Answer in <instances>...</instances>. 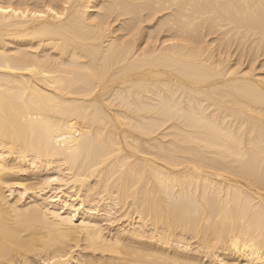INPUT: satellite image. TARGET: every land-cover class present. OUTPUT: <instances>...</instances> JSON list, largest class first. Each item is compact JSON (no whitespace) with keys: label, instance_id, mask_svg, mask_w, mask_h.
Here are the masks:
<instances>
[{"label":"bare ground","instance_id":"6f19581e","mask_svg":"<svg viewBox=\"0 0 264 264\" xmlns=\"http://www.w3.org/2000/svg\"><path fill=\"white\" fill-rule=\"evenodd\" d=\"M0 8V264H264V0Z\"/></svg>","mask_w":264,"mask_h":264},{"label":"rangeland","instance_id":"374dc122","mask_svg":"<svg viewBox=\"0 0 264 264\" xmlns=\"http://www.w3.org/2000/svg\"><path fill=\"white\" fill-rule=\"evenodd\" d=\"M236 53H237V51L235 50L234 57L236 56ZM263 58H264V56H263ZM241 59H242V61H244V65H245L247 62V58L242 57ZM254 66L257 67V69H260V71H261L260 73L264 72V66L262 65L261 57L257 61H255Z\"/></svg>","mask_w":264,"mask_h":264},{"label":"snow or ice","instance_id":"6c2138e0","mask_svg":"<svg viewBox=\"0 0 264 264\" xmlns=\"http://www.w3.org/2000/svg\"><path fill=\"white\" fill-rule=\"evenodd\" d=\"M5 11L10 12L11 9L10 8L9 9L0 8V12H5Z\"/></svg>","mask_w":264,"mask_h":264}]
</instances>
